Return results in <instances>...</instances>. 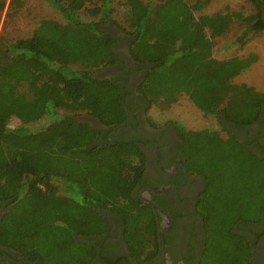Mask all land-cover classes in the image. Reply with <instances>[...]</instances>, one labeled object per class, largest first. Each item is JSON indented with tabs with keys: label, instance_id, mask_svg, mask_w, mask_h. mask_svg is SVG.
<instances>
[{
	"label": "trees",
	"instance_id": "16d2710c",
	"mask_svg": "<svg viewBox=\"0 0 264 264\" xmlns=\"http://www.w3.org/2000/svg\"><path fill=\"white\" fill-rule=\"evenodd\" d=\"M45 1L61 20L41 19L14 41L0 36V201L7 203L0 238L43 264H94L99 254L90 236L104 230L100 210L107 209L123 218L136 263L159 256V217L136 199L143 152L133 140L98 139L89 123L75 120L82 112L103 125L125 120L122 92L93 75L116 59L114 38L104 28L113 20L133 36L132 57L152 64L138 90L149 104L168 106L185 94L205 116L223 117L224 137L174 123L189 171L205 180L197 202L205 242L196 264H250L264 233V151L248 149L228 128L245 130L259 121L264 90L233 82L256 54L217 59L213 46L234 21L245 25L235 40L241 45L264 31V0H247L251 15L201 13L208 0H124V25L112 19V0L89 9L96 20L80 16L88 0ZM11 117L21 124L10 127ZM44 117L46 126L30 128Z\"/></svg>",
	"mask_w": 264,
	"mask_h": 264
},
{
	"label": "flooded vegetation",
	"instance_id": "af4514ba",
	"mask_svg": "<svg viewBox=\"0 0 264 264\" xmlns=\"http://www.w3.org/2000/svg\"><path fill=\"white\" fill-rule=\"evenodd\" d=\"M107 23L108 27L104 28L114 38L111 47L116 59L95 70L93 75L112 81L122 92L125 120L116 125H103L87 112L79 113L75 120L89 123L98 139L133 140L143 152L145 168L136 189V199L149 204L159 217L162 242L159 256L143 264H196L205 242L203 219L197 210L198 198L205 185L204 176L189 171L184 141L175 124L157 125L148 114L154 104H149L138 90L152 64L135 60L129 51L133 36L112 20ZM223 126H226L224 121ZM228 130L258 155L264 151V110L259 121L245 130L231 127ZM6 205L0 201V216ZM100 213L105 222L104 230L97 236H90L99 254L94 264H138L131 258L125 241L123 218L107 209ZM252 227L259 229L263 222ZM0 264L43 263L39 257H26L0 238Z\"/></svg>",
	"mask_w": 264,
	"mask_h": 264
},
{
	"label": "rangeland",
	"instance_id": "374dc122",
	"mask_svg": "<svg viewBox=\"0 0 264 264\" xmlns=\"http://www.w3.org/2000/svg\"><path fill=\"white\" fill-rule=\"evenodd\" d=\"M10 1L5 0V7L0 10V36L8 40L14 41L18 38L29 36L41 19L61 20L60 13L49 6L45 0H13V8L9 9L8 4ZM123 1L112 0V19L121 25L125 24L124 19L126 17V7ZM96 3L97 0H88L86 9L80 12L83 20L97 19V16L92 15L89 11ZM14 9H17L16 14L10 16V12ZM217 11L223 13L241 12L244 15H251L255 12V8L247 0H208L201 13L211 14ZM108 24H105V27H108ZM244 27V24L234 21L224 35L216 37L213 46V57L222 59L232 56L246 57L251 53L256 54L257 60L235 76L233 82L246 83L257 90H264V31L248 37L245 43L241 45L235 40ZM148 114L157 121V125L173 122L186 129L197 131L208 129L218 132L221 137L226 135V132L219 125L218 118L205 116L203 110L195 105L189 96L185 94L180 95L175 103L168 106L154 104ZM49 121L50 119L44 117L37 122L29 124V126L32 129H40L46 126ZM20 124L21 122L16 117H11L8 123L12 128Z\"/></svg>",
	"mask_w": 264,
	"mask_h": 264
},
{
	"label": "water",
	"instance_id": "95a60500",
	"mask_svg": "<svg viewBox=\"0 0 264 264\" xmlns=\"http://www.w3.org/2000/svg\"><path fill=\"white\" fill-rule=\"evenodd\" d=\"M250 264H264V233L259 236L252 249Z\"/></svg>",
	"mask_w": 264,
	"mask_h": 264
}]
</instances>
